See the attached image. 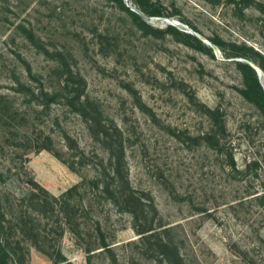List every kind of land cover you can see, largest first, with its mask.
<instances>
[{
	"label": "rangeland",
	"instance_id": "obj_1",
	"mask_svg": "<svg viewBox=\"0 0 264 264\" xmlns=\"http://www.w3.org/2000/svg\"><path fill=\"white\" fill-rule=\"evenodd\" d=\"M124 2L149 26L117 0H0V220L7 264H89L87 246L97 248L90 264H161L139 240L132 214L96 193H85L77 212L85 239L58 212L40 215L47 239L39 241L67 260L55 263L25 229L30 188L60 196L97 174L98 161L107 158L65 100L60 61L73 78L82 75L88 95L123 129L132 184L155 205V223L172 226L187 264H264V112L241 92L242 56L226 54L249 46L264 54V0H151L162 15ZM170 24L177 30L168 31ZM17 81L31 89L57 87L60 95L37 98ZM214 112L223 117L239 172L206 144ZM97 219L111 252H98L94 227L90 236L86 229Z\"/></svg>",
	"mask_w": 264,
	"mask_h": 264
},
{
	"label": "trees",
	"instance_id": "obj_2",
	"mask_svg": "<svg viewBox=\"0 0 264 264\" xmlns=\"http://www.w3.org/2000/svg\"><path fill=\"white\" fill-rule=\"evenodd\" d=\"M122 8L132 13L136 18L146 26L148 22L139 13L131 10L126 6L124 0H117ZM143 11L149 15H162L163 11L161 6L157 3H152L151 0H131ZM26 32V36L30 41L38 48L43 49L46 52L49 50L41 42V37L34 33L33 30H29L25 25L21 24ZM149 26V24H148ZM168 31L177 30L174 25H168ZM191 35V34H190ZM198 43L204 44L200 39ZM217 42H219L217 40ZM205 45V44H204ZM248 50H242L233 48L234 51L230 53L226 52L227 56L246 57L255 61L258 65L264 69V54L253 47H248ZM209 51L212 52L209 47ZM56 54H62L61 51H57ZM28 67L27 70L31 74L33 73L32 65L29 61H26ZM238 67L244 74V87L241 89L243 95L254 102L264 112V85L259 77L257 70L249 63L243 60H237ZM59 67L63 73V79L61 83V91L64 93L65 100L73 109L78 112L88 124V129L91 135L99 141L107 152V158H100L98 161L97 174L93 176H83L82 180L75 183L73 186L65 190L60 196H55L49 191L43 189L44 194L39 193L34 187L30 188L25 194V200L29 205L30 211L25 214V229L28 235L35 239L37 247L49 255L51 258H55V263L62 260H67V257L63 254L62 250H59L56 254L54 251L46 248L44 244L39 241L40 239H47L46 229L41 227L40 215L43 212L45 216L50 217L55 212L62 215L67 223V227L73 232L78 239H85L84 229L82 230V221H80L77 215L78 210H81V202L86 194L96 193L100 197L107 198L112 204H114L120 211H128L133 217V226L137 233L140 235L139 239L145 245H148L149 249L160 257L161 264H187L184 255L182 254L178 241L170 234L172 226L166 224L157 225L153 218L151 208L156 210L155 205L149 204V202L143 197L136 187L132 184L130 177V167L127 161L126 155V139L124 131L121 126L113 119L105 117L104 112L97 102L92 99L86 92V82L82 75L78 72V79L73 78L76 76L73 69L69 67V64L59 62ZM62 67V68H61ZM18 84L27 87L32 92V95L45 99L49 97L48 101L55 99L60 93L57 87L48 88L44 85L31 89L32 84H27L21 81H17ZM44 103V101H43ZM47 104V102H46ZM216 113L213 117V125L209 131L204 135V139L208 147L216 149L222 153L226 158L228 165L234 171L239 169L236 164V159L232 150L227 147L224 141V134L226 132L225 123L220 113ZM68 137V135H67ZM72 147V145H69ZM69 162V161H65ZM74 162V161H73ZM83 162V161H82ZM255 162V161H254ZM71 168L75 167L71 161L69 162ZM78 195L77 200H75ZM88 206V202L84 203L85 208ZM152 216V218H151ZM95 225V226H94ZM86 227L90 231L94 227V232L97 239H100L101 251H113L111 243L108 242L106 233L103 229L100 220H95V224ZM84 226V225H83ZM47 227V226H46ZM85 227V226H84ZM5 232V224L0 220V264H7L9 257V248L3 239ZM154 238V239H151ZM86 246V245H85ZM88 256L89 264L92 259V254L96 253L97 248L92 246L85 247ZM69 264H72L69 261Z\"/></svg>",
	"mask_w": 264,
	"mask_h": 264
},
{
	"label": "water",
	"instance_id": "obj_3",
	"mask_svg": "<svg viewBox=\"0 0 264 264\" xmlns=\"http://www.w3.org/2000/svg\"><path fill=\"white\" fill-rule=\"evenodd\" d=\"M132 9L136 10L134 8H132ZM206 42H208V41H206ZM237 60H243V61L249 62L257 70V73H258L259 77L262 78V75H263L262 69L255 62H253L252 60H250L248 58H244V57L243 58L242 57L241 58H237Z\"/></svg>",
	"mask_w": 264,
	"mask_h": 264
}]
</instances>
